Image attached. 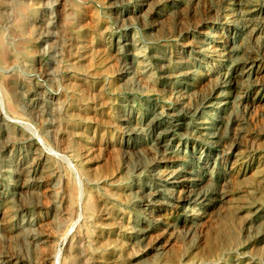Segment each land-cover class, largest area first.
Listing matches in <instances>:
<instances>
[{"label":"rangeland","instance_id":"rangeland-1","mask_svg":"<svg viewBox=\"0 0 264 264\" xmlns=\"http://www.w3.org/2000/svg\"><path fill=\"white\" fill-rule=\"evenodd\" d=\"M136 2L0 0V264H264V0H162L155 19L138 15ZM238 4L239 13L226 15ZM247 8L255 10L244 25ZM204 30L215 36L198 41ZM126 34L130 43L117 49ZM185 41L200 50L181 54ZM245 52L255 61L234 87ZM187 58L192 72L184 76L178 62ZM222 88L228 103L202 108ZM179 106L190 108V131H175L165 147L181 156L180 172L202 164V181L181 176L160 191L138 240L131 186L146 194L158 186L133 157L126 163L130 135L119 118L131 115L135 145L146 149V109L162 121ZM67 180L79 183L83 199L98 193L110 206L106 218L101 210L71 217Z\"/></svg>","mask_w":264,"mask_h":264},{"label":"bare ground","instance_id":"bare-ground-1","mask_svg":"<svg viewBox=\"0 0 264 264\" xmlns=\"http://www.w3.org/2000/svg\"><path fill=\"white\" fill-rule=\"evenodd\" d=\"M121 0H110L109 5L112 6H117L118 3H120ZM127 1V0H126ZM136 5L134 10H138V12H140V14L138 15H150L152 17H157L158 15V5H160L162 0H136ZM172 1H176L179 2V0H172ZM181 1V0H180ZM70 2V1H69ZM239 4L241 5V2H239ZM237 5V7H231L229 9L226 10V15H231V13H239V11H241L242 7L240 5ZM66 5V4H65ZM13 7V6H12ZM13 9V8H12ZM255 10V9H250L247 8V10H244L242 13V18L243 20H245V24H247V17L249 15H251V12ZM260 10V12L263 14L264 16V2H262V4L260 5V7L257 9ZM14 11V10H13ZM12 11V13H13ZM23 11V10H22ZM203 14V13H202ZM133 15V14H131ZM121 13L118 14V18L122 21H124L121 18ZM192 17V16H191ZM205 17V16H204ZM253 17V14L251 15V18ZM207 18V17H206ZM263 18V17H262ZM211 19V18H210ZM206 20L204 21V24H207L211 21V20ZM158 20V19H157ZM63 22V21H61ZM212 22V21H211ZM228 22V21H227ZM251 22V21H250ZM157 23V22H156ZM58 24V23H57ZM65 24V23H64ZM82 24V23H81ZM249 24V22H248ZM247 24V25H248ZM21 27L24 26V22L20 21L19 24ZM80 25V24H79ZM78 25V26H79ZM154 25V24H153ZM161 25V24H160ZM51 26V25H50ZM201 26V25H200ZM93 27V26H92ZM128 27V26H127ZM126 27V28H127ZM160 27V26H159ZM158 27V28H159ZM182 27V26H181ZM59 28V27H58ZM164 28V27H163ZM152 29V28H151ZM156 29V28H155ZM185 30V29H184ZM215 30V29H214ZM251 30V29H250ZM65 29L62 30V32H64ZM63 35V34H62ZM213 36H215L212 32H210L209 30H204L203 32L200 33V38L198 39V41H203V40H211V38H213ZM59 38V37H58ZM121 39L116 40L117 42H120V46H117V49L119 48L120 50H122L121 48L126 46L127 44L130 43V39L129 37L126 35H123L120 37ZM172 38V37H171ZM57 39V38H55ZM161 39V38H160ZM202 39V40H201ZM142 40V39H141ZM260 40V39H259ZM143 41V40H142ZM150 41V40H149ZM197 41V42H198ZM65 42V41H64ZM77 42V41H76ZM103 42V41H102ZM192 42H186L183 43L181 49H180V53H185V52H190L192 51L191 48H196L198 49V51L200 50V47L197 46H192L193 44H191ZM199 43V42H198ZM91 45V44H90ZM162 45V44H161ZM195 45V44H194ZM62 46V45H60ZM65 47V46H64ZM152 47V46H151ZM102 49V48H101ZM157 49V48H156ZM189 49V50H188ZM4 50V49H2ZM6 50V49H5ZM57 50V48L55 49ZM158 50V49H157ZM187 50V51H186ZM78 51V50H77ZM156 51V50H155ZM28 52V51H27ZM3 53V52H2ZM6 53V52H4ZM67 55V54H66ZM78 55V52L75 53V56ZM85 55V54H84ZM94 55V53H93ZM71 56V55H70ZM2 57V56H1ZM79 57V56H77ZM114 57V56H113ZM171 57V56H170ZM89 58V57H88ZM118 58V57H117ZM167 58V57H166ZM223 59V58H222ZM171 60V59H170ZM216 60V59H215ZM60 61V60H58ZM80 61V60H79ZM253 61H255V59L253 58V56H251L248 53L245 52L244 54V58L242 59V61L240 62V65L238 67V69L232 74V78L229 80L232 86H237L240 82V76L241 73H243L245 68L250 67V65H252ZM6 62V61H5ZM82 62V61H81ZM86 62V61H85ZM122 62V61H121ZM171 63V62H170ZM175 63V60H174ZM179 67L181 69V74H183L184 76H189L192 72V70L189 68V64H190V60L189 58L187 59H183L180 60L178 62ZM213 64V63H212ZM41 65V64H40ZM77 65V64H76ZM107 65V64H106ZM42 66V65H41ZM40 66V67H41ZM175 66V65H174ZM221 65L218 64L216 66H214V68H216L215 72H217L219 70V67ZM105 67V66H104ZM77 68H80V66H78ZM167 68V67H166ZM103 69V68H102ZM121 69V68H120ZM168 70V69H167ZM172 70V68H171ZM149 71V70H148ZM58 73V72H57ZM120 74L123 75V78H127V73L125 70L120 71ZM169 74V73H168ZM75 75V74H74ZM86 75V74H85ZM159 75V74H158ZM136 76V75H135ZM75 77V76H74ZM77 77V76H76ZM139 77V76H138ZM37 78V77H36ZM59 78V77H58ZM82 78V77H81ZM122 78V79H123ZM196 78V77H195ZM194 78V81L191 83L192 85L195 84H200L201 81H203L202 76L199 77L198 80H196ZM109 79V78H108ZM125 80V79H124ZM99 82V81H98ZM226 82V80L224 81V83ZM40 83V82H39ZM223 83V82H222ZM223 83V84H224ZM150 84V83H149ZM123 85V83H122ZM60 86V85H59ZM69 86V85H68ZM130 86V85H129ZM232 86L230 88H232ZM82 88V86H79ZM73 88V87H72ZM164 88V87H163ZM167 88V87H166ZM68 90V89H67ZM66 90V91H67ZM58 91V90H56ZM46 92V91H45ZM93 92V91H92ZM99 92V91H98ZM97 92V93H98ZM231 92V91H230ZM43 93V92H42ZM148 93V92H147ZM39 94V93H38ZM220 94L221 95H217L216 96V100L214 102H208L206 103V105L203 106L202 104V108H211V107H220L222 105H225L226 103H228V96H226L222 90H220ZM233 95V94H232ZM107 96V95H106ZM200 96V95H199ZM91 97V96H90ZM97 97V96H96ZM9 98V97H8ZM57 99V98H56ZM102 99V98H101ZM18 100V99H17ZM58 100V99H57ZM206 100V99H205ZM232 101V100H231ZM76 102V101H75ZM92 102V101H91ZM205 101H203L204 103ZM236 103V102H235ZM63 104V103H62ZM76 104V103H75ZM53 105V104H52ZM234 105V104H233ZM86 107V106H85ZM196 108L198 109V105L196 106ZM9 109V108H8ZM163 109V108H162ZM161 109V110H162ZM230 109V108H229ZM11 111V110H10ZM59 111V110H58ZM159 111V110H158ZM203 111V110H202ZM80 112V111H79ZM14 113V112H13ZM78 113V112H77ZM35 114V113H34ZM33 114V115H34ZM71 114V113H70ZM79 114V113H78ZM83 114V113H82ZM146 117L144 120V126H146V128L149 130V132L152 134V138H151V142H152V147H146L143 148L141 147L140 144H138V146H136L135 144H137V139H136V135H135V128L132 127L131 125H129V122H131V115L127 112L122 113V115H120L119 118V122L122 124V128L125 129V131H127V136L130 135V138L126 139L125 143L127 146V150L128 154H130L129 159L126 160V163L131 162V157H133L136 161V164L133 166H137L138 168L136 169L138 172H146V174H148V176L153 179L154 181H156V186H158V188L156 187L152 193H145V191H143V188L141 186V184H133L131 186V191H133L134 193H136L138 195V202H137V210L139 211V219H138V224L141 226V230H136V236L138 240H143L145 237H147V234L149 233L150 227L147 225L146 223V219H147V215H148V210L147 207L153 204V201H155L156 199H158V196L160 195L159 192L160 191H164L167 192V190L170 188H174L178 183H180V181H186V178L188 180H196V181H202V179L200 178L199 175H196L195 173L198 171L199 168L202 167V164H199L198 167L196 166V172L192 173V171L188 170L187 167H182V171L180 172V169L174 165V163H176L177 161H179L178 159H181V156H177L176 154L173 153H169L167 152V149L165 147V142H167L168 140H172L175 138V131H184L185 132H189V126H190V108L189 107H184V106H179V108L177 109V113L174 114H168L170 117L168 118L167 115V119H164L162 121H160V117L158 116V113L152 109V108H148L145 111ZM40 116V113H39ZM69 118V117H68ZM86 119V118H85ZM81 120V119H79ZM89 120V119H88ZM130 120V121H129ZM84 121V120H83ZM93 121V120H92ZM71 122V121H70ZM73 123V121H72ZM75 123V122H74ZM105 123V122H104ZM110 123V122H109ZM60 124V122H59ZM56 127V126H55ZM115 129V128H114ZM55 134H54V140H56L58 143L61 140L60 136L58 135V130L55 129ZM63 132L65 130H62ZM76 131V130H75ZM109 131V130H108ZM53 133V132H52ZM66 133V132H65ZM68 134V133H67ZM133 136V140L131 139ZM67 137V136H66ZM52 138V137H51ZM59 140V141H58ZM110 141V140H109ZM112 141V140H111ZM68 142V141H66ZM236 142V141H235ZM78 143V142H77ZM131 143H133V146H131ZM6 145V144H5ZM85 145V144H84ZM64 146V145H62ZM79 146V145H78ZM105 146V145H104ZM83 147V146H82ZM80 147V148H82ZM100 148V147H99ZM102 151V150H101ZM111 151V150H110ZM87 152V151H85ZM116 153V152H115ZM108 154V153H107ZM111 154V153H110ZM114 154V153H113ZM145 154V156H144ZM123 155V154H122ZM148 157L149 161L148 163L142 164V165H138L139 163H142L141 160L144 159V157ZM18 157V156H17ZM107 157V156H106ZM244 160V159H243ZM145 162V161H144ZM110 163V161H109ZM113 163V162H112ZM132 164V162H131ZM122 165V164H121ZM120 165V166H121ZM57 166V165H56ZM262 166V165H261ZM50 167V166H49ZM115 167V165H114ZM118 167V166H117ZM123 168V167H122ZM131 168V167H130ZM59 169V168H58ZM50 170V169H49ZM113 170V169H112ZM43 171V170H42ZM132 171V170H131ZM59 172V171H58ZM96 173L97 170L95 171ZM94 173V174H96ZM102 173V172H101ZM100 173V174H101ZM119 173V172H118ZM132 173V172H131ZM184 175H183V174ZM114 174V173H113ZM46 175V173H45ZM44 176V175H42ZM57 176V175H56ZM61 176V174H60ZM186 177V178H182ZM212 176V175H211ZM88 177V176H87ZM94 177V176H93ZM129 177V176H128ZM134 177V176H133ZM143 177V176H142ZM209 177V176H208ZM263 177V176H262ZM80 178V177H79ZM115 178V177H114ZM61 179V178H60ZM134 179V178H133ZM260 179V178H259ZM70 180V179H69ZM93 180V178L91 179V181ZM100 180V179H99ZM118 180V179H117ZM241 180V179H240ZM243 180V179H242ZM102 180H100L99 182H101ZM123 181V180H122ZM64 182V181H63ZM76 182V181H75ZM94 182V181H93ZM116 182V181H115ZM204 182V181H203ZM74 183V182H72ZM61 184V183H60ZM79 184V183H78ZM77 182L73 185L71 184L68 180L64 183L63 186V190H64V194H65V209L66 211H68V214L71 217H75L76 215H78L79 210L81 211V214L83 211L88 212V213H99L100 210L103 213L102 216L104 217L107 213H110L109 209L110 206L109 204H107V202L103 199H101L98 193L94 192H89L88 197L84 198L80 197V189L78 186ZM105 186L108 185L106 182L102 183ZM149 184V183H148ZM146 186V185H145ZM252 186V185H251ZM129 187V186H128ZM61 188V187H60ZM188 188V187H187ZM113 188H111L110 190H112ZM56 190V189H55ZM107 190V189H106ZM112 192V191H111ZM150 192V191H149ZM170 192V191H169ZM83 194V193H82ZM102 194V193H101ZM115 193H111V196L113 197ZM24 195V194H23ZM44 195V194H43ZM49 195V194H48ZM110 195V194H109ZM132 195V193H131ZM169 196V195H168ZM110 197V196H109ZM187 196H183V198H185ZM18 198V197H17ZM170 202V201H169ZM173 203V202H172ZM36 204V203H35ZM159 204V203H158ZM114 207V206H113ZM105 211V212H104ZM122 211V210H121ZM107 212V213H106ZM99 216V215H98ZM0 218L3 219V214L1 213ZM61 218V217H60ZM59 218V219H60ZM68 218V217H67ZM84 218V217H83ZM106 218V216H105ZM90 219V218H89ZM61 220V219H60ZM116 220V219H115ZM62 221V220H61ZM65 221V220H64ZM100 221V220H99ZM180 224V223H179ZM229 226V225H228ZM98 227V226H97ZM131 227V226H130ZM234 227V226H233ZM10 229V228H9ZM164 230V229H163ZM166 231V230H165ZM157 233V232H155ZM180 233V232H179ZM7 235V234H6ZM66 233L64 234L62 239H65ZM150 236V235H149ZM156 236V235H155ZM82 237V236H81ZM111 237V236H110ZM224 237V236H223ZM233 237V236H232ZM217 238V237H216ZM214 239V237H213ZM234 239V238H233ZM114 240V239H113ZM214 241V240H213ZM217 241V240H216ZM79 243V242H78ZM145 243V242H144ZM80 244V243H79ZM100 244V243H99ZM121 244V243H120ZM146 244V243H145ZM218 244V243H217ZM74 246V244H73ZM91 247V246H90ZM261 247V246H260ZM263 247V246H262ZM99 248V247H98ZM109 248V247H108ZM201 248V247H200ZM72 249V247H71ZM94 249V248H93ZM263 249V248H262ZM95 250V249H94ZM106 250V249H105ZM80 251V250H79ZM254 251V250H253ZM263 251V250H262ZM229 252V251H227ZM261 253V252H260ZM54 252L52 257L54 258ZM69 254L71 255V257L73 256L72 251H69ZM149 255V254H148ZM192 255V254H191ZM222 255V254H221ZM242 256V255H241ZM50 257V256H49ZM126 257V255H125ZM128 257V255H127ZM123 258V257H122ZM222 258V257H221ZM264 259V258H263ZM218 260V259H217ZM261 260V259H260ZM35 261V260H34ZM87 261V260H86ZM100 261V260H99ZM136 261V260H135ZM204 261V260H203ZM219 261V260H218ZM217 261V262H218ZM124 261H120V260H115V262L113 264H124ZM134 262V261H133ZM192 262V261H190ZM262 262V261H261ZM189 263V262H188ZM200 263V262H199ZM202 264V262H201Z\"/></svg>","mask_w":264,"mask_h":264}]
</instances>
